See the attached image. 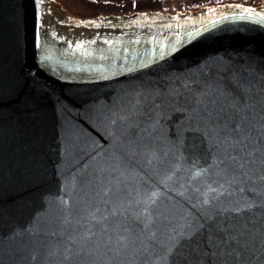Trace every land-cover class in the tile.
<instances>
[{
  "label": "water",
  "instance_id": "95a60500",
  "mask_svg": "<svg viewBox=\"0 0 264 264\" xmlns=\"http://www.w3.org/2000/svg\"><path fill=\"white\" fill-rule=\"evenodd\" d=\"M67 8L0 0V264H264V3Z\"/></svg>",
  "mask_w": 264,
  "mask_h": 264
},
{
  "label": "rangeland",
  "instance_id": "374dc122",
  "mask_svg": "<svg viewBox=\"0 0 264 264\" xmlns=\"http://www.w3.org/2000/svg\"><path fill=\"white\" fill-rule=\"evenodd\" d=\"M67 6V10H71L73 13L79 12L86 15L91 14L94 11L99 12L101 15L106 14H122L133 12H145V11H157L159 9L171 10V7L182 11L187 8V2L185 0H174L171 3H163L160 0H133L130 2H98L94 0H58ZM185 3L186 6H183ZM264 3V0H262ZM183 6V8H181Z\"/></svg>",
  "mask_w": 264,
  "mask_h": 264
},
{
  "label": "snow or ice",
  "instance_id": "6c2138e0",
  "mask_svg": "<svg viewBox=\"0 0 264 264\" xmlns=\"http://www.w3.org/2000/svg\"><path fill=\"white\" fill-rule=\"evenodd\" d=\"M228 7L240 8V9H242V12H243V13H247L248 15H251L252 12H253V9H251V8H245L243 5H240V4H237V5H228ZM209 11L212 12V13H215V12L217 11V9L212 8V9H210ZM221 19H228V17H221ZM91 23H95V21H93V22H91ZM137 23H139V20H138V19L132 21V24H137ZM213 23H215V22H213ZM165 27H167L168 29H172V28H173V25H172V24H168V25H166ZM193 34H194V33H193L192 31H189V32L187 33L188 37H191ZM153 39H155V37H153ZM89 43H95V40L89 41ZM105 43H108V41H105ZM137 43H139V41H137ZM76 47H77V48H83V44L78 43V44L76 45ZM164 47H165V45L160 44V48H161V49H163ZM156 50H157L156 48H153V49H152L153 53H155ZM173 50H176V46H175V45H173ZM86 54H87V53H86ZM161 55H163V52H161ZM129 71H131V69H129ZM239 127H240V126L237 125L236 128H235V130H236V131H239ZM224 142H226V143L228 142V138H227V137H224ZM244 143H245V141H244L243 139H240V140H237V141L233 142L232 146H233V147H236L237 145H243ZM233 159H234V158H233ZM241 167H242V165H241ZM195 175H196V176L203 175V172H197ZM210 191H212V192H216L217 189H215V188H211ZM224 194H225V193H223V192L220 193V195H224ZM144 195L147 196V199H144V200L142 201L145 205H148L150 202L153 203V204L155 203V199H154V198L156 197V193H155L154 191H153V192H150V193H147V192H146V193H144ZM217 198H219V197H217ZM203 203H204V204H209L210 201L207 200V199H205V200L203 201ZM232 239L235 240V241H237V243L239 242V237L233 236Z\"/></svg>",
  "mask_w": 264,
  "mask_h": 264
},
{
  "label": "trees",
  "instance_id": "16d2710c",
  "mask_svg": "<svg viewBox=\"0 0 264 264\" xmlns=\"http://www.w3.org/2000/svg\"><path fill=\"white\" fill-rule=\"evenodd\" d=\"M94 1H98V2H130L133 0H94ZM139 1H145V0H139ZM163 3H171L174 0H160ZM187 2V10L189 9H196V8H200V7H204V6H209L211 4H221V3H225L228 1H243V2H248L251 1L254 4H260L262 3V0H185ZM78 16V15H75ZM92 18V17H91ZM85 19V18H83Z\"/></svg>",
  "mask_w": 264,
  "mask_h": 264
}]
</instances>
